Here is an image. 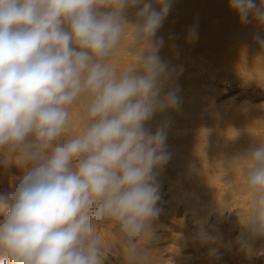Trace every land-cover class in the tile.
<instances>
[{"label":"clouds","instance_id":"9594fccd","mask_svg":"<svg viewBox=\"0 0 264 264\" xmlns=\"http://www.w3.org/2000/svg\"><path fill=\"white\" fill-rule=\"evenodd\" d=\"M142 0H0V151L24 170L0 191V264H103L98 226L116 224L126 264H147L139 247L151 241L158 215L154 169L170 156L166 127H144L156 112L179 107L177 90L160 93L167 65L153 40L171 0L144 3L141 23L129 25L126 7ZM241 23L264 25V0H230ZM101 9H111L101 11ZM126 26L142 46L139 61L115 71L111 60ZM195 40V29L189 31ZM264 46V38L256 37ZM84 106L83 131L66 137L70 109ZM3 163L7 164L5 158ZM251 197V237H264V144L234 158ZM202 242L213 237L202 234ZM210 248L209 255L215 256Z\"/></svg>","mask_w":264,"mask_h":264},{"label":"bare ground","instance_id":"6f19581e","mask_svg":"<svg viewBox=\"0 0 264 264\" xmlns=\"http://www.w3.org/2000/svg\"><path fill=\"white\" fill-rule=\"evenodd\" d=\"M149 2L160 10L156 0H142L125 8V21L141 23L138 13ZM255 3L259 7L261 0ZM193 28L197 38L189 40ZM132 31L126 26L112 57L117 72L136 64L143 51L132 40ZM258 36L264 38V25L251 15L248 23H241L230 0H171L153 40L163 39L158 56L167 65L160 95L175 89L180 103L178 108L156 112L144 125L153 134L167 125L170 156L154 169L159 212L151 221L150 243L147 237L139 242L149 258L147 264H231L236 255L244 264H264V237H251L244 225L251 208L244 183L248 165L233 169L230 164L264 144V46ZM226 83L251 87L262 96L222 97ZM70 119L66 137L80 134L87 123L82 102L71 107ZM5 158L8 167L18 168L17 157L3 151L0 166ZM104 223L100 239L114 260L106 253L104 259L109 264H126L122 233L116 224ZM203 233L213 240L203 243ZM210 248L216 249L215 256L209 255Z\"/></svg>","mask_w":264,"mask_h":264},{"label":"rangeland","instance_id":"374dc122","mask_svg":"<svg viewBox=\"0 0 264 264\" xmlns=\"http://www.w3.org/2000/svg\"><path fill=\"white\" fill-rule=\"evenodd\" d=\"M225 85H224L225 87H223V88H225L224 89L225 91L223 92L222 97H226V98L234 97L236 99H240L243 95H248V96L252 97L253 99H258V97L261 98V96H262V95H260V93H256V91H254L251 87H247L245 85L231 86L229 83H226ZM262 97H264V95ZM16 163H17V161H16ZM1 164L2 165L0 166V191H6V190H9L20 179V176L23 175L24 170L21 169V166L19 167V165H20L19 162H18V164H16L17 166L14 164L15 167H18V168H11L12 166H9L10 167L9 168L6 164L4 166L3 161ZM14 165H13V167H14ZM2 218L3 217L0 216V219H2ZM103 224L105 226V223H102L99 225V228L97 229V235L99 237L101 234V229H102ZM102 246L104 248L105 253L110 255L114 260V257L111 254V250L109 248H108L109 250L107 249L108 246L106 245V243L102 242ZM235 257L236 258H232L233 260L236 259L235 262L232 261L233 263H235V264L243 263V262H241V260H240V262H239V260H237V258H239V257H237V255ZM104 262H105V264H109V262L106 259H104ZM232 262H231V264H233Z\"/></svg>","mask_w":264,"mask_h":264}]
</instances>
